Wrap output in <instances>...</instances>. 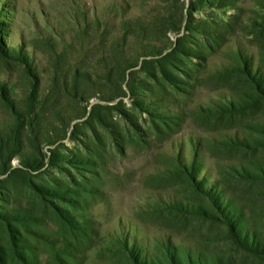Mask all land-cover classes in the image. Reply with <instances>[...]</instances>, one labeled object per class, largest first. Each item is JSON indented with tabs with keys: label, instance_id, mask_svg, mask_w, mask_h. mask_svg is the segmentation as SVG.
<instances>
[{
	"label": "rangeland",
	"instance_id": "rangeland-1",
	"mask_svg": "<svg viewBox=\"0 0 264 264\" xmlns=\"http://www.w3.org/2000/svg\"><path fill=\"white\" fill-rule=\"evenodd\" d=\"M264 264V0H0V264Z\"/></svg>",
	"mask_w": 264,
	"mask_h": 264
},
{
	"label": "trees",
	"instance_id": "trees-1",
	"mask_svg": "<svg viewBox=\"0 0 264 264\" xmlns=\"http://www.w3.org/2000/svg\"><path fill=\"white\" fill-rule=\"evenodd\" d=\"M134 264H148L146 260H143L139 255L133 256Z\"/></svg>",
	"mask_w": 264,
	"mask_h": 264
}]
</instances>
